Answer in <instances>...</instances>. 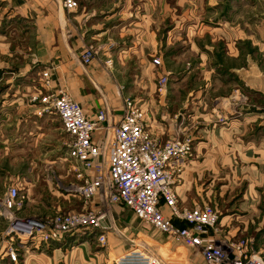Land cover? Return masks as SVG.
Masks as SVG:
<instances>
[{
    "label": "crops",
    "instance_id": "1",
    "mask_svg": "<svg viewBox=\"0 0 264 264\" xmlns=\"http://www.w3.org/2000/svg\"><path fill=\"white\" fill-rule=\"evenodd\" d=\"M201 1L200 5H222L233 11H238L239 3L246 5L236 19L231 17L230 22L225 20L212 26L210 35L218 38V30H226L227 25H245L247 32L238 30L231 41L247 38L260 42L264 52V0ZM0 5L3 11L0 26L14 27L12 34L15 31L20 34L19 39H13L10 35L8 38L7 31L0 30V72L14 71L16 77H25L21 82H0V107L9 105L4 115L0 113V121L17 123L7 129H11V142L8 140L7 144L28 149L33 134H38L39 142L48 128L59 142L63 135L66 137L57 119L39 115L38 103L31 101L42 92V75L50 70L53 87L66 89L89 118L94 119L98 111L106 110L108 118L104 127L107 129L95 133L100 145L106 136L111 139L112 127L121 120L127 98L135 99L143 107L148 129L160 144L182 138L189 132L195 140L193 157L171 168L180 204L186 207L208 204L217 193L221 200L232 199L234 193L242 192L238 198L240 205H235H239L238 216L248 219L243 231L249 229V219L255 225L262 217L261 228L264 227V206H260L264 202V105H251L255 101L252 95L264 99V71L252 59L225 73L236 75L238 82L218 72V77H214L218 85L211 91L214 97L209 102L207 89L194 87L187 81L184 62L189 53L174 54L173 30L163 33L160 48V30L167 29L169 21L172 24L174 20L172 0L114 3L80 0V8L75 11H66L60 0H0ZM257 25L260 26L258 34L252 28ZM90 44L99 46L100 52L86 66L81 57ZM230 47V56L235 60L244 58L235 47ZM155 57L161 59L160 66L153 64ZM200 59L202 64L197 69L214 74L210 55L202 54ZM178 67L182 69L176 71ZM174 75L179 78L175 79ZM162 76H170V81L166 92L159 95L158 79ZM229 89L232 92L227 96ZM26 102L31 111L20 113L26 111ZM9 107L16 108L14 113L9 112ZM222 117L226 120L220 123ZM8 150H11L9 145ZM68 158L67 153L65 160ZM24 166L27 167L26 163ZM33 166L31 163L30 168ZM217 182L218 190L214 188ZM112 206L117 218L124 216V207ZM225 221L223 217L222 223L227 224ZM179 225L185 226V223ZM110 233L105 232L106 242L115 236ZM100 235V232L82 231L49 245L28 246L21 252L20 262L51 264L45 257L50 258L64 248L100 244ZM127 251L114 254V264Z\"/></svg>",
    "mask_w": 264,
    "mask_h": 264
},
{
    "label": "built area",
    "instance_id": "2",
    "mask_svg": "<svg viewBox=\"0 0 264 264\" xmlns=\"http://www.w3.org/2000/svg\"><path fill=\"white\" fill-rule=\"evenodd\" d=\"M66 11L80 8V0H60ZM99 49L86 47L82 63L91 65ZM155 66L161 59H153ZM168 79L161 77L158 92H166ZM42 92L32 98L41 106V113H55L64 132L70 138L68 156L78 166L77 179L81 184L71 187L84 203L85 211L56 214L51 219L32 218L10 220L8 234L17 238L6 247L4 258L18 263L21 252L33 245H49L82 231L100 232L99 243L106 241L108 209L121 205L154 230L180 243L184 249L197 250L204 264H264V257L251 241L219 244L211 241L217 231L219 213L210 204L182 206L175 188L176 179L171 168L193 157L194 140L189 136L160 144L148 129L146 112L132 98L124 102L121 120L112 127V137L103 144L95 140V133L106 130V110L89 118L72 95L63 88H54L50 70L44 71ZM45 113V114H43ZM110 139V140H109ZM74 186V185H72ZM19 189L9 188L0 203L5 214L19 210ZM102 208L97 207V203ZM12 214V213H11ZM185 223V226L179 223ZM115 264H167L152 247L133 243Z\"/></svg>",
    "mask_w": 264,
    "mask_h": 264
},
{
    "label": "rangeland",
    "instance_id": "3",
    "mask_svg": "<svg viewBox=\"0 0 264 264\" xmlns=\"http://www.w3.org/2000/svg\"><path fill=\"white\" fill-rule=\"evenodd\" d=\"M111 1L114 3L118 0ZM172 1L175 3L174 20L172 24H170L169 21L167 29L164 27L160 30V48L162 46L161 37L163 33H166V30H170V32L173 30V32H175L173 46V50H175L174 54L189 53V55L185 57L186 61L184 62V68L187 70L185 74L188 76L187 81L194 87H204L207 89L209 91V102L214 97V93L211 91L218 85V82L214 79L215 76L218 77V72L220 75H224L225 73L230 72L231 69L240 67L243 63L246 64L245 62L247 59H252L254 63L264 71V52L260 42H254L247 38L239 39L235 42L231 41L232 37H234L238 30L239 32L243 31L246 33V30H248L247 26L238 25V23L232 26L227 25L226 30H218V38L210 35L212 31L210 28H212V26L217 22L218 24L223 23L225 20L230 22L231 17L236 19L237 14H243L244 11H241V9H245L246 5L239 3L238 11H233L222 5L218 7H215L213 4L200 5L199 2L201 0ZM203 1L206 0H202L201 2ZM208 1L213 2L215 0ZM179 3L185 4L181 6ZM248 12L251 14V11ZM2 15L3 11L0 10V18ZM13 28L14 27L11 26H0V30L8 32V38L19 39V33H16L15 31L14 34H12ZM252 28L256 34H258L260 26L257 25L255 28ZM19 44L22 43L19 42ZM91 45L95 46L97 49L100 48L96 44H90L88 46ZM230 46L235 47L238 53H242L244 58L235 60L230 56ZM202 54L210 55L212 66H214L215 69L214 74H205L197 69V67L202 64L200 59ZM180 68L181 67H178L176 71L182 69ZM225 75H227L230 80H236L238 82L235 77L236 75ZM174 76L175 79L179 78L177 75ZM160 78L158 79V84ZM166 78L169 83L170 76L169 78ZM24 80L25 77L23 76H21V78L16 77L14 71L0 72V82H21ZM231 92L232 90L229 89L227 96H229ZM220 93L221 92L219 91L218 94ZM159 95L162 94L159 93ZM252 96L255 101L254 103H251V105H264L263 98H260L256 94ZM24 105L26 111H19L20 113L31 111L27 102ZM30 105L34 104L31 103ZM8 106L9 105H5L4 108L0 107V113L2 115L7 112ZM36 106L38 109L37 113H41V109L39 108L40 105L37 104ZM9 109L10 113H14L16 108L9 107ZM45 115H51L57 119L59 125L61 124L60 119L55 113H46ZM222 118L219 119L220 123H223L226 120L225 117ZM215 121L218 122V118H216ZM15 124L17 123H13L12 121H0V127L2 126L0 128V203L9 188L12 187H17L19 189V199L21 203V208L19 210L11 211L12 214H5L4 210L2 208L0 209V264H22L20 260H18V263H14L8 260L7 257L4 258L6 247L11 243H16L18 241L17 238H12V235L7 233L12 217L21 220L32 218L49 220L56 214L63 215L70 212L80 213L86 210L81 198L77 194L70 192L71 187H75L77 184H81V182L77 179L78 166H76L69 158V160H65V158L67 159V153L69 151V136L65 133L66 137L63 135V140L59 142L48 128L46 135H42L39 142L38 134H33L30 138L28 149H21L18 145L14 148L13 144H7L8 140L11 142V139L9 138L11 129L9 131H7V129ZM188 136L194 140V136L189 134V132L182 138ZM63 142L64 144H61ZM8 145L11 150H8ZM38 145L40 146L39 148ZM60 157H62V160ZM25 163L27 165L26 168L24 166ZM31 163L34 164L33 169L30 168ZM214 188L218 190V182L215 184ZM241 194L242 192L236 195L234 193L233 196L235 197L232 199L228 197V199L220 200L218 199L217 193V195L213 196L211 201L208 202V204L218 211L220 216L217 231L210 234L209 239L217 242L218 245L222 244V242L228 244L251 241L255 250L260 252L264 257V227L261 228L262 217L257 221L253 219L255 225L252 224V219H249V229L243 231V226L246 225L245 223L248 219H242L238 216L240 213L237 212L240 205V203H238V198L241 197ZM262 205L264 206V202L261 203L260 206ZM97 207L102 208V204L98 202ZM107 209L109 214L107 224L109 228L106 233L111 232L114 234L115 236H113V239L111 237V239H108L107 242L105 241L104 244L93 243L86 247L77 246L79 248L78 250L77 247L64 248L57 251L55 255H51L50 258L45 257L48 263L50 261L51 264H114V254L132 249L133 243H138L139 245L147 244L152 247V249L160 255L163 261L167 264H203L202 257L197 250L193 251L184 249L180 243L172 241L171 238H164L163 235L155 232L126 207L123 208L124 216L120 218H117L114 212V206H109ZM230 215L231 217H229ZM223 217L227 224L222 223ZM192 259L199 260L198 262H190Z\"/></svg>",
    "mask_w": 264,
    "mask_h": 264
},
{
    "label": "bare ground",
    "instance_id": "4",
    "mask_svg": "<svg viewBox=\"0 0 264 264\" xmlns=\"http://www.w3.org/2000/svg\"><path fill=\"white\" fill-rule=\"evenodd\" d=\"M149 226V225H148ZM152 228V227H151ZM153 229V228H152ZM154 230V229H153ZM156 231V230H155ZM158 232V231H157ZM160 233V232H159ZM162 234V233H161Z\"/></svg>",
    "mask_w": 264,
    "mask_h": 264
}]
</instances>
